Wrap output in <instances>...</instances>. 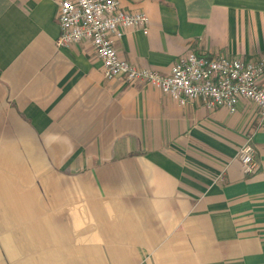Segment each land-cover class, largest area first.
Listing matches in <instances>:
<instances>
[{
    "label": "crops",
    "instance_id": "crops-1",
    "mask_svg": "<svg viewBox=\"0 0 264 264\" xmlns=\"http://www.w3.org/2000/svg\"><path fill=\"white\" fill-rule=\"evenodd\" d=\"M58 1L0 0V264H264L257 107L105 78L89 42L56 45ZM119 3L149 17L113 38L138 67L264 55V0Z\"/></svg>",
    "mask_w": 264,
    "mask_h": 264
},
{
    "label": "built area",
    "instance_id": "built-area-1",
    "mask_svg": "<svg viewBox=\"0 0 264 264\" xmlns=\"http://www.w3.org/2000/svg\"><path fill=\"white\" fill-rule=\"evenodd\" d=\"M57 19L60 33L56 45L89 42L101 61L105 78L144 81L180 105L201 100L210 110L224 107L233 112L239 101L246 99L257 107L264 125V55L252 60L188 52L163 75L126 61L113 46V38H120L126 28H140L147 33L149 17L144 12L125 10L119 0H59ZM237 157L243 172L252 173L256 162L250 140L239 148Z\"/></svg>",
    "mask_w": 264,
    "mask_h": 264
}]
</instances>
